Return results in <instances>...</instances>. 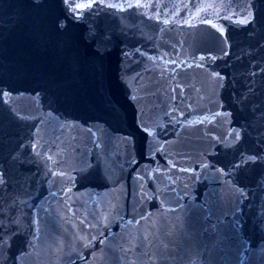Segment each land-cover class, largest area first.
Segmentation results:
<instances>
[{"label":"water","instance_id":"1","mask_svg":"<svg viewBox=\"0 0 264 264\" xmlns=\"http://www.w3.org/2000/svg\"><path fill=\"white\" fill-rule=\"evenodd\" d=\"M0 264H264V0H0Z\"/></svg>","mask_w":264,"mask_h":264}]
</instances>
